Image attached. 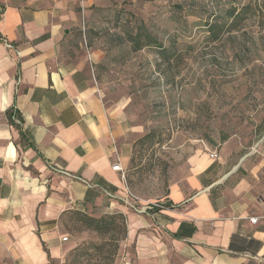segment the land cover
Returning <instances> with one entry per match:
<instances>
[{
    "label": "crops",
    "instance_id": "1",
    "mask_svg": "<svg viewBox=\"0 0 264 264\" xmlns=\"http://www.w3.org/2000/svg\"><path fill=\"white\" fill-rule=\"evenodd\" d=\"M121 3L0 0V264H64L62 218L72 211L123 214L116 264H264L262 157L218 174L208 156L216 146L204 143L158 199L170 206L136 213L122 201L112 166L126 169L132 129L121 107L104 105L93 75Z\"/></svg>",
    "mask_w": 264,
    "mask_h": 264
},
{
    "label": "rangeland",
    "instance_id": "2",
    "mask_svg": "<svg viewBox=\"0 0 264 264\" xmlns=\"http://www.w3.org/2000/svg\"><path fill=\"white\" fill-rule=\"evenodd\" d=\"M120 1L135 13L132 33L142 24L170 49L133 50L127 41L113 45L93 70L104 105L121 107L124 126L132 129L125 131L132 143L125 169L129 190L139 199L158 200L187 174L188 156L204 148L206 139L215 143L218 174L240 157L248 168L264 158V0ZM106 38L97 42L107 44ZM219 131L228 134L225 142H219ZM62 222L70 243L64 264L119 261L121 220L104 233L72 212ZM93 243L104 245L100 255L77 257L85 249L97 254Z\"/></svg>",
    "mask_w": 264,
    "mask_h": 264
},
{
    "label": "trees",
    "instance_id": "3",
    "mask_svg": "<svg viewBox=\"0 0 264 264\" xmlns=\"http://www.w3.org/2000/svg\"><path fill=\"white\" fill-rule=\"evenodd\" d=\"M123 8V7H122ZM124 10H121L120 13H118L116 15V17L114 19H109V25H112L114 27V37L112 39L109 40L108 43V48H106V51L104 50V56L102 58V60L97 63V65L95 67L100 66L103 61L105 60V58L108 55V52L110 51V49L112 48L113 45H120L121 43L125 44L127 41L129 43H131V48L133 50H139L141 48H143L144 46L147 45H154L158 48V50H160V53L164 54L169 52V48L164 47L162 45V42L158 41V38L155 35H152L150 32L146 31L145 26L142 24H139L136 28H135V32L132 33L131 29L129 28V24H130V20H134L136 19L135 13L128 11L127 9L123 8ZM126 24L125 26L127 27V29L125 30V33L120 32V28L122 27V25ZM133 27V26H131ZM134 28V27H133ZM104 34L108 36L109 34V27L106 26L104 29ZM214 34H216V32H213ZM172 50V49H171ZM7 118L9 123L13 124V117L16 116V113L13 111H8L6 112ZM219 142H225L228 139V134L219 131ZM206 143H209L211 145L215 146V143L213 140L210 139H206ZM130 161H132V158L130 159ZM171 203L170 202H163V206L164 207H168L170 206ZM72 213H74L75 215H78L79 218L83 221H85L89 226L92 227V229H94L97 232H108L109 230H111L114 226H116L115 221L117 219L121 220L123 225L125 226V232H126V225H125V217L123 216V214L121 213H114V214H110V215H100V216H94L92 214L86 213V212H79V211H72ZM125 237V236H124ZM104 245H99V244H91L89 245L90 248L95 249L97 254H93L91 252H87V250H79L77 251L76 255L77 257L82 256V255H86L88 257H94L95 255H100L102 253V249H103ZM104 258L109 257V256H104ZM66 261V258H65ZM97 264V263H96Z\"/></svg>",
    "mask_w": 264,
    "mask_h": 264
},
{
    "label": "built area",
    "instance_id": "4",
    "mask_svg": "<svg viewBox=\"0 0 264 264\" xmlns=\"http://www.w3.org/2000/svg\"><path fill=\"white\" fill-rule=\"evenodd\" d=\"M3 42L5 43L7 47L9 48L12 47V44H10L9 42L5 40H3ZM15 121L19 122L18 119H15ZM208 156L210 159L216 160L218 158V153L216 150H212L211 152H209ZM112 168L120 173V177L123 181V194H122L123 196H121V198L124 204L127 207H129L132 211L136 213H149V212H154V211L161 210L164 208L162 200L139 199L134 193H132L129 190L128 186L125 184V170L118 163L114 164ZM59 172L69 175V173L64 170H60ZM107 194L109 196H112L111 193L107 192ZM257 220H258L257 216H251L249 218V222L251 224L256 223ZM67 239L68 237L66 235L62 237L63 241H66Z\"/></svg>",
    "mask_w": 264,
    "mask_h": 264
}]
</instances>
